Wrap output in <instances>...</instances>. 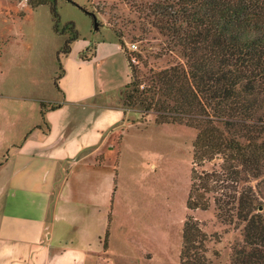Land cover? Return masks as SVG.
<instances>
[{"label": "rangeland", "instance_id": "374dc122", "mask_svg": "<svg viewBox=\"0 0 264 264\" xmlns=\"http://www.w3.org/2000/svg\"><path fill=\"white\" fill-rule=\"evenodd\" d=\"M25 1L0 0V216L2 179L8 166L4 162L25 137L26 129L39 122L38 102L58 96L52 78L58 71L56 52L63 36L52 31L47 5L31 9ZM70 1L55 0L58 28L71 22L77 40H84L92 52L96 42L113 37L119 38L123 49L128 43L135 44V50L129 52L135 58L130 77L126 59L124 65L105 64L98 75L109 92L122 90V105L128 114L106 133L98 149L78 162L79 166L97 168V175L74 186L67 206L69 215L78 216L76 222L89 219L86 239L94 252L87 264H178L182 224L188 214L207 236V256L212 264H229L233 249L243 242L242 223L220 222L212 204L203 211H188L184 206L194 129L156 124L152 110L124 101L134 80L145 96L162 98L153 74L181 62L176 52L167 51L166 37L143 9L154 0ZM85 11L94 15L95 29ZM58 59L61 61L59 55ZM104 186L106 225L95 238L97 223L91 212L98 209ZM87 210L89 215L84 213ZM59 227L61 230V222Z\"/></svg>", "mask_w": 264, "mask_h": 264}, {"label": "trees", "instance_id": "16d2710c", "mask_svg": "<svg viewBox=\"0 0 264 264\" xmlns=\"http://www.w3.org/2000/svg\"><path fill=\"white\" fill-rule=\"evenodd\" d=\"M25 2L31 9L47 5L52 31L63 36L52 78L57 88L58 55L68 53L78 33L71 22L58 28L55 0ZM143 9L166 37L167 51L176 52L181 62L153 74L162 98L145 96L134 80L124 101L152 110L156 124L194 129L185 208L203 211L212 204L220 222L242 223L243 242L229 264H264V0H154ZM85 12L93 24L94 15ZM92 54L90 48L80 58ZM58 105L39 103L42 122L44 111ZM206 241L188 214L178 264H212Z\"/></svg>", "mask_w": 264, "mask_h": 264}, {"label": "crops", "instance_id": "0c3cea01", "mask_svg": "<svg viewBox=\"0 0 264 264\" xmlns=\"http://www.w3.org/2000/svg\"><path fill=\"white\" fill-rule=\"evenodd\" d=\"M89 47L84 40L70 43L54 87L58 96L39 101L38 115L40 102L58 107L44 111V122L39 115V122L26 129L4 162L8 166L2 179L0 264H87L94 252L86 239L89 219L79 217L76 222L78 216L69 215L67 206L74 186L97 175V168L78 162L104 143L106 133L126 119L128 109L122 105V90L109 92L98 76L105 64L124 65L118 41L113 37L96 42L92 56L81 59L80 54L90 53ZM101 189L98 209L91 212L97 223L95 238L107 219L106 186Z\"/></svg>", "mask_w": 264, "mask_h": 264}, {"label": "built area", "instance_id": "2783aa9c", "mask_svg": "<svg viewBox=\"0 0 264 264\" xmlns=\"http://www.w3.org/2000/svg\"><path fill=\"white\" fill-rule=\"evenodd\" d=\"M135 50V44L134 43H128L126 48H122V52L124 53L127 67L129 69V77H130V65L135 62L134 56L130 55L129 52H132Z\"/></svg>", "mask_w": 264, "mask_h": 264}, {"label": "water", "instance_id": "95a60500", "mask_svg": "<svg viewBox=\"0 0 264 264\" xmlns=\"http://www.w3.org/2000/svg\"><path fill=\"white\" fill-rule=\"evenodd\" d=\"M93 28L95 29L96 28V21H95V18L93 17Z\"/></svg>", "mask_w": 264, "mask_h": 264}]
</instances>
